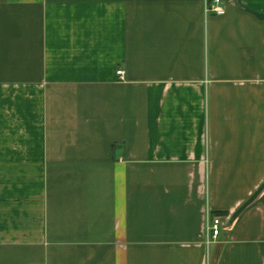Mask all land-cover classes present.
I'll list each match as a JSON object with an SVG mask.
<instances>
[{
	"label": "crops",
	"instance_id": "obj_1",
	"mask_svg": "<svg viewBox=\"0 0 264 264\" xmlns=\"http://www.w3.org/2000/svg\"><path fill=\"white\" fill-rule=\"evenodd\" d=\"M223 5L0 0V264H264V0Z\"/></svg>",
	"mask_w": 264,
	"mask_h": 264
},
{
	"label": "built area",
	"instance_id": "obj_2",
	"mask_svg": "<svg viewBox=\"0 0 264 264\" xmlns=\"http://www.w3.org/2000/svg\"><path fill=\"white\" fill-rule=\"evenodd\" d=\"M206 11L213 12L215 14H224L226 12L223 0H206ZM117 74L123 77L124 71L118 70ZM224 225L223 218L220 215L209 216L206 226V243L207 245L216 241L221 233Z\"/></svg>",
	"mask_w": 264,
	"mask_h": 264
}]
</instances>
